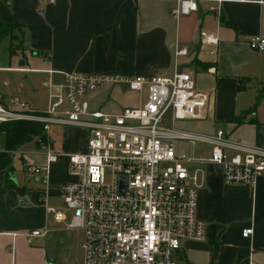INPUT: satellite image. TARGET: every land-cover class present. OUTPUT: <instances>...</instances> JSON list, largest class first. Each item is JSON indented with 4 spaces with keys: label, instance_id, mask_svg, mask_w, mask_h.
I'll use <instances>...</instances> for the list:
<instances>
[{
    "label": "crops",
    "instance_id": "obj_1",
    "mask_svg": "<svg viewBox=\"0 0 264 264\" xmlns=\"http://www.w3.org/2000/svg\"><path fill=\"white\" fill-rule=\"evenodd\" d=\"M217 5L218 11L210 10ZM176 7L177 0H0V23L9 27L0 37V44H7L0 52V75L23 74L17 83L0 85V101L6 106L12 98L27 101L29 88L47 94L46 83L59 81V73L147 79L190 72L205 97L202 118L174 127L203 135L221 130L231 140L264 148V50L247 45L252 36L264 39V0H197L194 11L177 18L172 15ZM201 32L216 36L213 54L201 42ZM178 48L186 53L176 55ZM47 70L56 73L49 76ZM142 90L103 85L86 95L88 108L106 114L138 108L147 99V90L141 98ZM261 90L255 110L247 112ZM64 132L60 154L67 173V156L83 151L86 133L73 127ZM3 145L0 133V152ZM201 147L202 153L186 151L206 156L209 147ZM16 152L25 156L21 173L31 182H19L10 158L9 170H0V264H81L83 234L66 228L69 213L59 191L72 178L65 180L51 165L43 194V185L23 171L25 163L41 162L34 140L9 157ZM198 183L196 218L204 224V240L182 242L175 264H264V173L253 187L224 185L220 169L206 165ZM46 208L63 213L64 219L54 221ZM246 228L251 234L243 238ZM33 230L45 234L29 244L24 234Z\"/></svg>",
    "mask_w": 264,
    "mask_h": 264
},
{
    "label": "built area",
    "instance_id": "obj_2",
    "mask_svg": "<svg viewBox=\"0 0 264 264\" xmlns=\"http://www.w3.org/2000/svg\"><path fill=\"white\" fill-rule=\"evenodd\" d=\"M49 2L52 0H40ZM197 0H177L174 17L196 9ZM218 3V1H217ZM219 10V5L210 10ZM203 44H217L214 34H199ZM252 51L264 50V39L247 41ZM176 55L186 52L178 48ZM49 76L56 72L45 71ZM48 80L45 110L34 111L16 98L0 101V125L16 121L38 123L43 133L50 126H69L86 133L84 149L67 156L71 182L60 184L68 229L80 230L83 238L81 264H175L173 256L182 242L204 240V224L196 218L199 174L206 165L220 169L224 185L253 187L264 173V148L231 140L221 131L203 135L174 127L176 121L202 118L205 97L197 92L190 72L170 76H116L59 73ZM125 84L129 91L147 90L146 102L117 114L91 111L86 95L103 85ZM169 114V126L162 125ZM209 147L206 156H193L177 144ZM38 165L25 163L26 177L48 186L49 168L57 161L44 141H37ZM122 181L124 188L121 190ZM56 222L64 214L46 208ZM45 230L24 234L27 243ZM251 228L241 231L247 238Z\"/></svg>",
    "mask_w": 264,
    "mask_h": 264
},
{
    "label": "rangeland",
    "instance_id": "obj_3",
    "mask_svg": "<svg viewBox=\"0 0 264 264\" xmlns=\"http://www.w3.org/2000/svg\"><path fill=\"white\" fill-rule=\"evenodd\" d=\"M1 27L3 29L5 28L6 30L9 29V27L6 26V25H2ZM4 40H6V42H8L7 39H4ZM2 42H4V41L2 40ZM6 45H7L6 43H5V45L0 44V52H1V50H3V48ZM22 76H23V74H21V73L20 74L19 73H14V75H11L10 77H8V75L5 76L4 73H2V75H0V85L3 86L4 82H7L8 85H10L9 82H11L12 84L17 83L20 80V78H22ZM27 76H30V75L27 74ZM13 77H14V79H13ZM30 92H32L33 94L30 93ZM24 94H25L24 97L27 99V101L20 100V99L18 100L17 98L16 99L18 101H20L21 103L27 104L29 106V108H31L33 110L34 109L45 110L46 103H47V94H44L43 92H39V91H32L31 88H29V90L26 91V93H24ZM141 98L142 99L146 98V87H144L143 90H142ZM168 115L169 114L165 115L164 120L162 122V125L164 124L166 126H169V116ZM178 122H180V121L174 122V125H177ZM70 128H72V127H69V126H62L61 127V126L52 125V126L49 127V129H48V131L46 133L47 137L51 138V140L54 141V147H55L57 152H55L54 149H52V151L58 154L57 161L54 163V165L57 167V169L59 171V174L63 178H65V180H67L68 178L70 179V176H68V174L66 173L65 165L62 162V160H63L62 157L63 156H62V154H60L62 152L61 151V144H62L61 142L63 141V139L66 136L65 132H64V129L67 130V129H70ZM201 146H203V145H195L193 147L190 146V147H186V149H189V151L191 153H196L197 154V153H202L205 150L204 147H201ZM24 157L25 156L21 155L19 152L11 154L10 155V165L14 168V170L16 172V176H17L19 182L21 184L25 183V185H30L31 180H28V181L25 180L24 176L21 173L20 159L21 158L23 159ZM23 179H24V183L22 182Z\"/></svg>",
    "mask_w": 264,
    "mask_h": 264
},
{
    "label": "trees",
    "instance_id": "obj_4",
    "mask_svg": "<svg viewBox=\"0 0 264 264\" xmlns=\"http://www.w3.org/2000/svg\"><path fill=\"white\" fill-rule=\"evenodd\" d=\"M5 25L0 23V37L5 33V28L1 26ZM264 89V88H263ZM263 90L259 91L255 95V101L247 112H253L257 105L258 99ZM235 122H238L236 120ZM0 133L3 134V151L0 152V170H9V154L16 151L24 143L34 140V144L37 141H44L45 135L41 129V125L38 123L16 121L0 125ZM6 179V177H5Z\"/></svg>",
    "mask_w": 264,
    "mask_h": 264
},
{
    "label": "water",
    "instance_id": "obj_5",
    "mask_svg": "<svg viewBox=\"0 0 264 264\" xmlns=\"http://www.w3.org/2000/svg\"><path fill=\"white\" fill-rule=\"evenodd\" d=\"M124 188V182L122 181L121 190Z\"/></svg>",
    "mask_w": 264,
    "mask_h": 264
}]
</instances>
